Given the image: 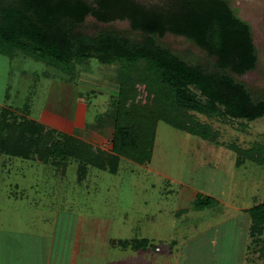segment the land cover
I'll return each mask as SVG.
<instances>
[{
	"label": "rangeland",
	"instance_id": "obj_1",
	"mask_svg": "<svg viewBox=\"0 0 264 264\" xmlns=\"http://www.w3.org/2000/svg\"><path fill=\"white\" fill-rule=\"evenodd\" d=\"M83 1L95 6V0ZM133 1L147 8L170 4L169 0ZM227 1L249 25L257 56L252 71L230 74L258 101L264 98V0ZM107 29L133 41L142 39L130 30L128 21L102 24L88 16L79 27L90 36ZM157 40L187 61L213 62L183 37L167 33ZM74 73L70 81L64 72L20 53L14 58L0 55V111L16 109L38 122L58 117L69 121L75 104L83 102L88 108L87 126L98 133L93 146L109 150L117 67L90 59ZM197 118L210 124L214 141L159 122L150 162L139 165L120 158L114 174L87 166L82 175L72 159L62 169L0 154V223L17 228L32 226L34 220L39 229L43 224L36 220L41 217L82 215L88 217L87 223L109 224L114 238L157 235L155 245L164 264H262L252 252L248 211L264 203V167L248 161L236 167V154L228 147L264 144V117L252 122ZM58 128L71 129L67 123ZM75 135L91 141L89 132ZM206 199L212 202L194 209L196 202Z\"/></svg>",
	"mask_w": 264,
	"mask_h": 264
},
{
	"label": "trees",
	"instance_id": "obj_2",
	"mask_svg": "<svg viewBox=\"0 0 264 264\" xmlns=\"http://www.w3.org/2000/svg\"><path fill=\"white\" fill-rule=\"evenodd\" d=\"M147 8L133 0H0V55L18 53L76 77L78 65L90 59L115 65L119 87L111 100L113 135L109 151L47 127L13 109L0 111V154L66 168L69 160L116 173L119 159L150 162L157 124L214 141L208 119L252 122L264 117V98L254 101L248 89L230 73L243 75L255 68L257 56L249 25L238 18L227 0H169ZM106 24L128 21L139 41L114 30L94 36L79 31L86 17ZM167 33L201 49L212 63L187 61L160 44ZM235 166L248 161L264 167V144L228 147ZM211 199L199 200L202 209ZM252 252L264 264V203L248 211ZM111 246L143 248L148 241L111 240Z\"/></svg>",
	"mask_w": 264,
	"mask_h": 264
},
{
	"label": "crops",
	"instance_id": "obj_3",
	"mask_svg": "<svg viewBox=\"0 0 264 264\" xmlns=\"http://www.w3.org/2000/svg\"><path fill=\"white\" fill-rule=\"evenodd\" d=\"M114 79L115 83L113 85L116 84L117 86H113V88L116 93L119 82L116 77ZM88 118L87 106L83 102H77L69 121L58 117L57 119H42L39 123L48 124L53 129L57 127L56 130L58 131H60L58 128L60 123H63V125L67 123L70 125V132H60L93 145L92 139L97 137L95 135H98V133L87 126ZM109 120L112 125V120ZM88 132L91 135V141L89 138H80L75 135H85ZM9 194L16 200V193ZM14 198L6 197L8 200ZM68 220H70V224H68ZM86 220H88L87 216L62 213L55 217L49 216L37 219L36 222L40 221L39 224H43L39 229L35 228L34 220H31L32 226L23 225L17 228L9 227L3 222L0 223V264H164L161 261L162 251H159L155 245L157 235L153 234L151 237L147 236L140 239L114 238L113 229L109 224H96L91 221L87 223ZM66 226H70V229L68 230ZM142 239L148 241V245L138 249L110 245L111 240Z\"/></svg>",
	"mask_w": 264,
	"mask_h": 264
}]
</instances>
